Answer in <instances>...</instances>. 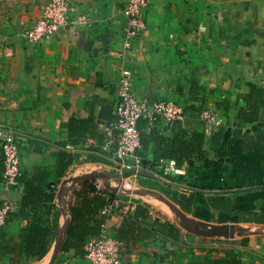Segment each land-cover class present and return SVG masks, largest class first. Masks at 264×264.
<instances>
[{"label":"crops","instance_id":"obj_1","mask_svg":"<svg viewBox=\"0 0 264 264\" xmlns=\"http://www.w3.org/2000/svg\"><path fill=\"white\" fill-rule=\"evenodd\" d=\"M45 1L0 0V123L19 136L20 178L45 176L57 213L49 250L33 264H86L61 256L60 247L81 185L98 181L117 188L102 146L122 68L130 71L138 99L173 101L188 115L183 122L140 124L138 155L155 178L140 175L118 191L147 206L141 226L151 235L130 254L121 253V264L149 249L167 254L170 247L189 248V241L197 249L217 250L219 244L244 256L264 255V106L256 97L264 103V0H148L146 28L129 39V48L125 0H73L89 23L29 45L20 33L35 23ZM255 107L254 121L239 118ZM202 109L215 112L218 125L200 121ZM192 133L202 135L203 152L185 155L177 167L169 154L187 148ZM206 160L212 165L206 167ZM162 161L172 162L173 177L162 174ZM2 174L0 165V179ZM23 188L17 182L0 191V201L6 196L15 205L3 228L15 238L27 226L15 215ZM163 191L176 194L188 211ZM126 215L114 213L107 227L113 232ZM155 219L176 226L180 240L151 229Z\"/></svg>","mask_w":264,"mask_h":264},{"label":"built area","instance_id":"obj_2","mask_svg":"<svg viewBox=\"0 0 264 264\" xmlns=\"http://www.w3.org/2000/svg\"><path fill=\"white\" fill-rule=\"evenodd\" d=\"M147 4L148 0H125L121 13L127 24L124 31L126 48L130 47L129 39L146 28L143 10ZM88 23V16L80 11L73 0H46L40 7L38 19L20 35L29 45H34L45 39L57 38L68 28L82 27ZM1 53L0 45V57ZM117 97L114 120L104 126L102 152L107 154L109 162L114 166L116 187L120 188L126 181H131L134 185L141 175L140 171L151 170L138 155L141 147L139 124L144 123L151 127L158 121L168 124L183 122L188 113L185 107L173 101L138 99L132 90L130 71L127 68H122L120 71ZM198 118L210 125H218L215 112L209 109H202ZM18 138L13 128L0 123V156L3 162L0 191L5 193L17 185L20 176ZM162 163L164 164L161 167L162 174L173 177L176 170L172 162L162 161ZM93 185L97 192L105 189L98 181H94ZM101 194L106 204L100 210L99 216L105 217V223L101 226L100 234L86 242L83 258L87 264H121L123 243L111 236L112 230L107 227L106 222L114 213L128 214L139 204L134 201L133 196L123 195L119 191L113 196L108 192ZM14 209L15 205L10 198L5 196L1 199L0 231Z\"/></svg>","mask_w":264,"mask_h":264},{"label":"trees","instance_id":"obj_3","mask_svg":"<svg viewBox=\"0 0 264 264\" xmlns=\"http://www.w3.org/2000/svg\"><path fill=\"white\" fill-rule=\"evenodd\" d=\"M260 106H264L259 94L256 95ZM256 108V107H255ZM257 108L251 111L247 116L239 113V118L248 121H254L257 117ZM141 124V123H140ZM139 124V130H140ZM141 136V131H140ZM202 135L192 133L190 135V144L183 149L176 148V155L169 154V157L176 161L177 167L181 165V159H185V155L192 156L196 154L200 156L202 150ZM183 153L184 158L178 155ZM0 165L3 167V162L0 159ZM212 165L211 161L206 160L205 166ZM24 185L19 207L15 215L25 217L27 226L19 234L17 238L13 235L5 234L3 229L0 232V260L1 264H33L41 260L48 252L53 240L56 225V211L52 204L53 196L46 192V177L42 174L34 176L32 179L20 178L17 179ZM94 181L84 182L80 189L75 194L74 203L70 206L69 214L71 221L66 229L65 237L60 247L61 256L71 255L74 258H83L84 247L86 242L91 237H96L101 232V226L105 223V217L99 216L100 210L105 206L106 200L101 192H108L112 196L115 194L105 188L101 192H97ZM152 188V185L149 186ZM164 195L172 202L177 204L182 211H188L187 205L179 201L176 194H170L163 191ZM197 203V202H196ZM39 208L42 209L41 215H38ZM10 214L8 220H12ZM149 217L148 208L145 205H137L133 212L128 213L123 219L121 225L113 229L111 236L123 243L121 249L122 255L130 254L134 246L151 235L150 231L141 226ZM8 220L6 222H8ZM159 234L167 236L175 243L180 240L179 229L169 222H161L155 219L152 223V228ZM192 250L179 251L169 249L167 254L159 260V262L168 261L167 264H181L179 261L183 259ZM212 253H217L219 250H211ZM224 257H215L211 264H241L236 254L224 250ZM207 261V259H205ZM191 264H200V261L195 258Z\"/></svg>","mask_w":264,"mask_h":264},{"label":"rangeland","instance_id":"obj_4","mask_svg":"<svg viewBox=\"0 0 264 264\" xmlns=\"http://www.w3.org/2000/svg\"><path fill=\"white\" fill-rule=\"evenodd\" d=\"M134 201L136 200L135 198H133ZM136 202V201H135ZM197 231V229L195 230ZM202 233V231H199ZM204 233H209L204 232ZM216 239V238H215ZM189 246V248H183L181 250L174 248V250H176L179 255V251H183L184 252L186 250H192L190 253H188V255H186L183 259H181V261H179L181 264H191L195 258H197L200 261V264H211V261L213 260V258L215 257H220L223 258L224 257V250L227 252H232V254H236L238 256V260L240 261L241 264H264V255L262 253H254V254H248V256H244L241 253H237L235 252V250L233 249H223L222 245L217 244V250H219V252L212 253L211 250L209 249H197L196 247H194V245L189 241V244H187ZM186 245V246H187ZM173 247H170L169 249L171 250ZM166 255V253L163 252H157V251H152V249H149L145 252H143L141 255H139L136 260L133 261L132 264H167V260L165 262H159V260L161 258H163ZM205 259H207V261H205ZM85 264V263H84ZM87 264V262H86Z\"/></svg>","mask_w":264,"mask_h":264},{"label":"water","instance_id":"obj_5","mask_svg":"<svg viewBox=\"0 0 264 264\" xmlns=\"http://www.w3.org/2000/svg\"><path fill=\"white\" fill-rule=\"evenodd\" d=\"M140 173H141V175H146V176H148V177L155 178L154 175H152L151 173H149V172H147V171H140ZM127 175H128V174H127ZM127 175H125V176H127ZM91 178H93V177H90V179H91ZM84 179H86V178H84ZM157 180L162 181V180H160V179H157ZM108 189H109V191H111V192H113V193H117V192H118V188H111V187H108Z\"/></svg>","mask_w":264,"mask_h":264},{"label":"bare ground","instance_id":"obj_6","mask_svg":"<svg viewBox=\"0 0 264 264\" xmlns=\"http://www.w3.org/2000/svg\"><path fill=\"white\" fill-rule=\"evenodd\" d=\"M79 177V176H78ZM160 201V200H159ZM60 238V237H59ZM51 254V253H50ZM49 258V257H48ZM46 261H47V259H46Z\"/></svg>","mask_w":264,"mask_h":264}]
</instances>
